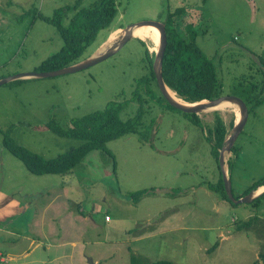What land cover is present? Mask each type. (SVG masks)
<instances>
[{"label":"rangeland","instance_id":"rangeland-1","mask_svg":"<svg viewBox=\"0 0 264 264\" xmlns=\"http://www.w3.org/2000/svg\"><path fill=\"white\" fill-rule=\"evenodd\" d=\"M91 1L0 0V79L34 71L61 46L54 26L38 14L51 16L58 7ZM115 1V18L80 60L109 43L115 28L143 20L164 23L168 12L183 7L176 30L214 63L223 95L243 98L240 78L259 76L255 64L264 56V0ZM138 39L82 70L0 85V227L12 223L15 233L42 242L13 264H130L131 252L144 255L146 264H253L264 254V198L256 205L223 199L210 186L224 181L206 131L165 104L143 107L145 139L130 133L109 140L112 157L92 150L66 173H31L3 145L7 134L48 159L80 144L46 123L54 118L66 127L109 101L129 98L134 81L147 71ZM143 42L148 48L149 41ZM148 50L153 57L155 50ZM230 104L197 115L211 122L217 110L226 123L234 122L238 108ZM136 109L131 102L120 118ZM233 144V155L230 151L225 158L231 157L235 198L264 175V102L248 113ZM142 189L148 192L133 201L131 194ZM56 230L58 235L49 238ZM19 238L13 250L25 254L32 244Z\"/></svg>","mask_w":264,"mask_h":264},{"label":"trees","instance_id":"trees-1","mask_svg":"<svg viewBox=\"0 0 264 264\" xmlns=\"http://www.w3.org/2000/svg\"><path fill=\"white\" fill-rule=\"evenodd\" d=\"M72 14L68 16V13ZM184 11L183 7H177L168 12L164 21L167 44L162 61V78L165 85L171 89L177 97L185 102L193 103L201 100L215 99L221 95L222 83L217 74L214 63L204 54L200 47L192 40L180 36L176 30L177 18ZM117 14V2L115 0H93L88 5L79 6L78 2L72 5H64L54 10L51 16L38 14L41 19L51 23L62 43L57 51L43 59L34 71L55 70L80 60L85 50L93 43L97 33L109 27ZM67 22H64L65 18ZM140 40V39H138ZM143 60L147 71L134 81V88L130 97L121 101H109L100 109L85 114L70 125L61 126L54 118L46 123L48 129L63 137L77 138L81 143L72 146L67 151L56 157L45 159L16 143L9 135L3 137V145L15 155L22 165L34 174H62L71 171L92 150H101L103 154L113 156L107 148L109 140L130 133H138L142 139L148 135L142 130L144 126L143 107L150 108L151 104H165L170 109H175L161 95L152 71L153 57L146 44ZM255 73L248 77H241L238 86L243 92L241 98L248 109V113L254 111L264 102V56L257 59ZM252 78L253 80H249ZM22 80V79H20ZM131 102L137 104L135 113L126 119L120 118V112L126 109ZM177 110V109H175ZM191 116L193 122L206 131L211 143V152L218 161V152L233 125V120L226 123L219 111L212 112L213 120L203 122L197 114L184 113ZM233 144L231 153L235 150ZM228 170L231 166V157L227 159ZM264 185V175L253 180L243 192L235 196L238 198L251 190ZM210 186L222 195L223 199L233 204L227 197L223 183L218 182ZM148 190L142 189L131 194L133 201L146 194ZM260 198H264V192L253 199L249 204L256 205ZM214 245L210 250L215 248ZM130 264H146L144 255L131 252ZM153 264H175L170 260H159ZM253 264H264V254L259 255V261Z\"/></svg>","mask_w":264,"mask_h":264},{"label":"water","instance_id":"water-1","mask_svg":"<svg viewBox=\"0 0 264 264\" xmlns=\"http://www.w3.org/2000/svg\"><path fill=\"white\" fill-rule=\"evenodd\" d=\"M143 25L153 26L158 30L159 33V41L157 49L154 51V58L152 62V71L154 73L158 89L164 99L169 103L170 106L173 108L184 112V113H193L199 114L201 112H205L207 110L214 109L216 105L224 102L229 101L232 104L236 105L238 108L239 119L238 121L232 126L231 130L225 137L223 144L218 153V163L220 166V170L222 173L223 181H224V188L226 195L230 199V201L234 204L239 203H249L251 202L257 195L262 193V191L258 193H254L250 191L246 195L240 198H234L231 192V184L230 179L225 173V154H229L233 143L235 142L237 136L239 135L240 131L244 127L247 118H248V109L245 102L238 96L235 95H221L215 99L211 100H202L195 103H187V102H178L173 97L169 95L168 87L165 85L163 78H162V61L163 56L167 44L166 32H165V24L159 21H150V20H143L136 23H131L124 28L119 29V33L116 37L112 40L107 39L109 43H104L101 47L91 56L86 57L80 61H77L73 64L67 65L65 67L49 70V71H30V72H22L19 74H15L6 78L0 79V85L5 84L7 82L16 80V79H26V78H42L48 76H58L62 74L76 72L82 69H85L89 66H92L118 52L123 45L129 41L131 38L134 37V30L135 28Z\"/></svg>","mask_w":264,"mask_h":264},{"label":"bare ground","instance_id":"bare-ground-1","mask_svg":"<svg viewBox=\"0 0 264 264\" xmlns=\"http://www.w3.org/2000/svg\"><path fill=\"white\" fill-rule=\"evenodd\" d=\"M118 29H121V28H115L114 30H112L111 32H110V34H109V39L110 40H112L114 37H115V33L118 31ZM134 37H137V38H139V39H141V40H143V41H149V49L151 50V51H153V50H156L157 49V46H158V41H159V33H158V30L155 28V27H153V26H149V25H143V26H139V27H137V28H135V30H134ZM153 58H154V56H153ZM168 92H169V95L171 96V97H173L175 100H177L178 102H185V101H183L181 98H179V97H177L176 96V94L171 90V89H168ZM202 101V100H201ZM197 102H199V101H197ZM187 103H189V102H187ZM193 103H195V102H193ZM231 102H229V101H224V102H222V103H220V104H218V105H216L215 106V109H219V110H224L225 108H227L229 105H231L230 104ZM234 105V104H233ZM238 119H239V114H238V112H237V115H236V119H235V123L238 121ZM234 122H233V124H234ZM233 126V125H232ZM232 128V127H231ZM231 130V129H230ZM229 130V131H230ZM229 133V132H228ZM224 141V140H223ZM220 150V149H219ZM231 151V150H230ZM219 153V152H218ZM224 158H225V156H224ZM228 166H227V160H226V158H225V167H224V169H225V173H226V175L229 177V175H228V173H227V168ZM230 179V178H229ZM262 189H264V185L263 186H260V187H258V188H256L255 190H251V191H253L254 193H258V192H260V191H262ZM250 192V191H249ZM248 192V193H249ZM264 192V191H263ZM262 192V193H263ZM247 194V193H246ZM246 194H244V195H246ZM261 194V193H260ZM259 194V195H260ZM244 195H242V196H244ZM242 196H240V197H242ZM258 196V195H257ZM256 196V197H257ZM228 197V196H227ZM240 197H238V198H240ZM255 197V198H256ZM254 198V199H255ZM229 199V198H228ZM237 199V198H236ZM230 200V199H229ZM105 220L107 221V220H109V218H108V216H105Z\"/></svg>","mask_w":264,"mask_h":264},{"label":"crops","instance_id":"crops-1","mask_svg":"<svg viewBox=\"0 0 264 264\" xmlns=\"http://www.w3.org/2000/svg\"><path fill=\"white\" fill-rule=\"evenodd\" d=\"M227 173H228V169H227ZM9 216L12 219V216L11 215ZM6 219H8V217ZM11 224L7 225L6 227H0V239H3V243L0 242V246L4 245L6 247V250L4 253H3V250H0V262L9 263V264H13L14 262H16L19 257H26L25 255H28L32 249H34L36 246L39 247L42 244V242L40 241H36L33 239L29 240V236H24V234L19 231L15 233ZM57 235H58V231L56 230L54 235L50 234L49 238H52L53 236L56 237ZM20 236L21 238L26 239L29 244H32V247L29 248L25 254H22L24 253L25 250H22L20 253L15 252L13 250L14 243H15L14 241L19 240Z\"/></svg>","mask_w":264,"mask_h":264}]
</instances>
